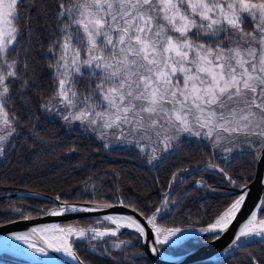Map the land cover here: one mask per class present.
<instances>
[{
    "label": "snow or ice",
    "instance_id": "1",
    "mask_svg": "<svg viewBox=\"0 0 264 264\" xmlns=\"http://www.w3.org/2000/svg\"><path fill=\"white\" fill-rule=\"evenodd\" d=\"M22 4L23 0H0V155L20 125L10 108L11 85L21 80L22 86H27L17 69L19 62L9 59L22 35ZM58 7L61 35L49 50L57 56L53 66L58 80L56 95L66 108L76 109L63 117L66 121L71 118L93 128L118 130L117 139L134 141L141 151L145 147L141 141L156 145L151 147L149 163L159 158L158 151L172 150L173 141L186 133L208 139L214 147L225 141L237 146L235 142L244 136L253 166L264 164V0H59ZM249 22L252 31L247 30ZM221 33H231L225 37L232 39L230 45H224ZM212 40L214 43H207ZM85 68L99 82L89 85L88 94L82 95L76 84ZM106 135L101 131L100 138ZM223 151L232 153L233 147ZM228 159L224 157L225 162ZM209 167L241 189L213 223L200 229L218 240V233L227 232L245 204L249 180L241 178L243 182L237 184L224 167ZM66 210L50 215L59 216ZM160 211L157 208L153 215L145 216L155 233L153 253L158 251L155 245L168 244L181 231L157 225L156 213ZM104 219L115 228H33L31 235H39L42 247L30 241V234H17L14 239L35 252L46 254V248H51L83 264L70 237L83 239L90 232V239H102L116 236L121 228L148 237L145 226L132 216ZM242 238H259L264 244V217L258 218L253 211L232 245L239 247L237 241ZM252 264H259L255 257Z\"/></svg>",
    "mask_w": 264,
    "mask_h": 264
},
{
    "label": "trees",
    "instance_id": "2",
    "mask_svg": "<svg viewBox=\"0 0 264 264\" xmlns=\"http://www.w3.org/2000/svg\"><path fill=\"white\" fill-rule=\"evenodd\" d=\"M58 4L59 0H23L20 9L22 35L9 58L19 62L17 69L27 80V86H22L21 80L11 85L10 108L15 111L20 125L0 158V192L24 187L58 194L61 199L72 201L116 202L121 199L125 205L148 216L165 197L173 174L185 167L199 169L206 163L218 164L237 184L243 182L241 178L252 179L253 156L247 143L240 140L235 142L237 146L225 143L214 147L208 139L185 136L173 143L172 150L149 163L150 156L137 146L123 143L105 148L87 129L68 126L46 111L43 105L54 96L58 85L53 67L56 54L49 50L61 35L57 27ZM247 30L252 31L251 22L247 23ZM226 35L221 33L220 39L224 40ZM83 73L76 89L88 94V86H95L99 81L86 70ZM225 147H233V152L226 153ZM225 156L229 157L227 162ZM170 185L169 204L156 219L165 227L206 225L237 197L231 193L230 183L219 170L209 167L191 173L179 172ZM48 203L51 204L30 196L0 197V223L36 216L43 212L40 207L45 208ZM258 216L264 217V205H260ZM96 219L82 217L65 223L88 226ZM209 239V236H194L179 245L160 248L178 255ZM120 240L125 243L116 248ZM258 240L240 245L216 261L192 264H252V257L264 264V244ZM74 250L88 264H158L145 254L132 232L77 240ZM0 264L36 263L0 254Z\"/></svg>",
    "mask_w": 264,
    "mask_h": 264
},
{
    "label": "water",
    "instance_id": "3",
    "mask_svg": "<svg viewBox=\"0 0 264 264\" xmlns=\"http://www.w3.org/2000/svg\"><path fill=\"white\" fill-rule=\"evenodd\" d=\"M210 164H203L199 169H203L205 167H209ZM198 169V170H199ZM187 172L191 173L197 171L196 169H192L189 167L180 169L175 172ZM226 179V178H225ZM227 180V179H226ZM172 181V179H171ZM228 181V180H227ZM232 192L236 193L238 196L241 194V189L231 185ZM169 190V188H168ZM249 195L246 198L245 204L242 206L240 212L237 213L236 219L229 225L227 232L218 233L220 239H209L205 243L192 248L182 254L179 255H168L166 252L160 249V245H176L178 243H168V244H158L155 245L157 248V252H151V248L153 246L152 241L155 238V233L152 229L151 225L147 224L145 216L141 215V213L134 211V209L126 206L121 199L114 203L107 202H91V201H71V200H57V195H53L46 192H41L37 190H32L24 187H18L13 190L0 192V197H20V196H30L37 197L53 203V206L48 208L46 211L42 212L39 215L32 217H22L13 219L4 223H0V239L11 238L17 234H30L29 239L32 243H34L37 247H42L43 241L40 240L39 235H31V230L33 228H44L50 225H62L64 222L68 220H72L75 218L82 217H96L104 219L106 216H132L137 219L142 225L145 226L146 232L148 233V237L145 238L140 236L139 233H136L134 229L121 228L118 233L132 232L139 238V244L143 248L146 255L153 260H155L159 264H192L202 261L208 260H216L220 256L228 253V250L231 248L236 249V245H232V241L235 235L238 232V229L243 226V224L250 218L251 213L255 211L258 214V209L260 207V202L264 198V164H255L254 172L252 179L249 181L248 189ZM238 198V197H237ZM110 205V206H105ZM67 207L68 210L63 211L62 215L53 216L50 215L52 211H58ZM75 207L77 210L73 211L72 208ZM83 208H95L96 211L85 212L80 209ZM218 217V216H217ZM215 217L214 220L217 218ZM214 220L206 225L202 226H189L183 227L181 230H188L190 233L183 239H187L191 236H211L214 234L201 232V228L208 227L209 224L213 223ZM111 223V222H110ZM115 226V225H114ZM117 233V234H118ZM75 239V238H74ZM256 238H252L254 240ZM182 240V241H183ZM251 240L241 239L237 241V245H243ZM181 241V242H182ZM232 245L231 247H229ZM74 251V250H73ZM75 252V251H74ZM76 253V252H75ZM0 254H7L12 257L18 258L28 263H39V264H78V261L74 259L66 258L61 252H56L51 248H46V254L48 256L53 257L54 261H48L45 259H33L28 255H21L20 253L12 252V251H0ZM77 255V253H76ZM78 256V255H77ZM81 260V259H80ZM82 261V260H81ZM83 262V261H82ZM83 264H88L83 262Z\"/></svg>",
    "mask_w": 264,
    "mask_h": 264
},
{
    "label": "rangeland",
    "instance_id": "4",
    "mask_svg": "<svg viewBox=\"0 0 264 264\" xmlns=\"http://www.w3.org/2000/svg\"><path fill=\"white\" fill-rule=\"evenodd\" d=\"M226 36L228 37H231V33H228ZM224 42V45L225 46H228L232 43V39L231 38H224L223 40ZM83 55V54H82ZM11 59V58H9ZM55 59H57V56L55 57ZM56 61V60H55ZM83 71L86 70L87 72L90 73V70L89 69H82ZM54 73H55V76H56V70H55V67H54ZM57 78V76H56ZM57 83H58V80H57ZM57 91H58V85H57V89H56V92L54 94V96L50 97L48 99V101L45 103L48 105V107L46 108V111H48L51 115L55 116L56 118L60 119L62 122H64L65 124H67L68 126H79V127H82V128H85L87 129V131L91 132L95 138L101 142L102 144H108L109 146H114V145H118V144H123V143H130V144H133L135 146H137L135 144L134 141H127V140H124V139H117L116 137L119 135V132L118 130H103L101 128H99L98 126L93 128V127H90L89 125H87L86 123H81V121H78V120H71V118L69 120H65L63 117L65 115H68L69 112H75L76 109H68L66 108L62 103H61V100H60V97L57 96ZM82 94V93H80ZM82 95H87V94H82ZM101 131H106L107 132V135L101 139L100 138V133ZM2 134V133H0ZM185 136H189L188 134L184 133V134H181L180 138L181 139L182 137H185ZM242 141L244 143H246V138L244 136H240L239 139L237 141ZM9 141H10V138H9ZM8 141V142H9ZM236 141V142H237ZM7 142V143H8ZM176 141H173V143H175ZM7 143L5 144V147L7 145ZM227 141L223 142L222 144L226 145ZM141 144H144L145 147H144V150L143 152H146L144 154L148 156H151L152 153H151V147H155L156 145H153V144H149L148 142L146 141H141ZM221 144V145H222ZM232 145V144H231ZM138 148H140L139 146H137ZM141 149V148H140ZM164 154V152H157L156 155L160 158L162 155ZM2 157V155H0V158ZM158 158V159H159ZM157 160V159H156ZM155 161V160H153ZM165 198V197H164ZM226 210V209H225ZM258 217V216H257ZM112 223H110V221L108 220H105V219H101V220H97L96 222H94L93 224L89 225L87 228H99L100 230H104L105 228H108V229H114L115 226L111 225ZM110 225V226H109ZM72 227H77L79 228L78 226L76 225H70ZM89 236H92V233H88L87 235V238H89ZM76 240H82V239H71L70 242L72 244H74L73 242L76 241ZM74 247V246H73ZM168 255H171L169 253H167Z\"/></svg>",
    "mask_w": 264,
    "mask_h": 264
},
{
    "label": "bare ground",
    "instance_id": "5",
    "mask_svg": "<svg viewBox=\"0 0 264 264\" xmlns=\"http://www.w3.org/2000/svg\"><path fill=\"white\" fill-rule=\"evenodd\" d=\"M56 225V224H55ZM54 225H50L44 228H50ZM61 227V226H60ZM69 226H65L62 228H66ZM181 229V228H179ZM90 233V232H89ZM190 232L188 230H181L176 234V236L171 237L169 243H179L181 242ZM72 238H77V237H70L69 240ZM36 246V245H35ZM37 247V246H36ZM12 251L16 253H20L21 255H28L30 258H35V259H45L48 261H54L55 259L51 256H48L47 254L39 253L33 251L32 248L28 246V244L24 243L23 241L16 240L14 237L11 238H5V239H0V251ZM66 258L73 259L71 256L61 252Z\"/></svg>",
    "mask_w": 264,
    "mask_h": 264
},
{
    "label": "flooded vegetation",
    "instance_id": "6",
    "mask_svg": "<svg viewBox=\"0 0 264 264\" xmlns=\"http://www.w3.org/2000/svg\"><path fill=\"white\" fill-rule=\"evenodd\" d=\"M169 184H170V182H169ZM56 195V194H55ZM58 195V194H57ZM59 196V195H58ZM51 206H53V204L51 203H48L46 206H45V208H43V207H40V210H47L48 208H50Z\"/></svg>",
    "mask_w": 264,
    "mask_h": 264
}]
</instances>
